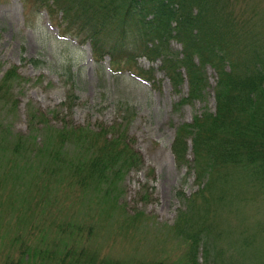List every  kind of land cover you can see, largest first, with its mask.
I'll return each instance as SVG.
<instances>
[{
	"label": "trees",
	"instance_id": "obj_1",
	"mask_svg": "<svg viewBox=\"0 0 264 264\" xmlns=\"http://www.w3.org/2000/svg\"><path fill=\"white\" fill-rule=\"evenodd\" d=\"M25 1L36 8H47L53 20L61 15L58 24L63 31L81 43H89L95 59L109 57L114 72L128 68L150 80L153 68H142L137 60H161L160 68L176 90L188 81V96L180 103L207 98L210 66L218 75L214 87L216 108H208L196 114L192 122L180 125L172 146L177 161L189 165L201 186L185 198V208L171 226L183 245L180 257L128 262L101 257L84 245L64 241L51 244L46 237L45 246L22 240L16 257L8 256L4 264H242L234 254L229 256L223 247L217 246L221 242L237 248L241 255L253 250L257 260L250 263L264 264V225L241 231L242 248L238 239L229 237L228 228L223 227V221L226 223L222 209L229 196L230 203L243 204L244 208L250 204L243 196L245 191L264 197V40L241 44L240 24L245 20L239 19L233 1ZM173 41L181 44L182 49H175ZM30 61L37 63L35 59ZM18 79H23L18 66L0 78V109L9 104L14 110L18 107V99L11 96ZM126 112L127 116L134 114L129 109ZM30 114L32 123L37 119L44 123L46 133L42 142L32 137L37 168L41 170L36 173L38 180L30 182L38 187V197L52 191L54 182H65L91 195L85 201L86 209L97 216L92 215L85 228L93 231L100 213L111 210L126 216L121 224L123 230L135 227L144 212L131 215L118 202L122 180L143 164L141 152L125 129L128 119L124 117L119 124L100 129L69 124L53 127L44 113L32 109ZM17 138L18 144L24 140L23 135ZM190 141L193 161L188 159ZM59 229L65 226L59 225ZM244 231L248 232L245 236Z\"/></svg>",
	"mask_w": 264,
	"mask_h": 264
},
{
	"label": "rangeland",
	"instance_id": "obj_2",
	"mask_svg": "<svg viewBox=\"0 0 264 264\" xmlns=\"http://www.w3.org/2000/svg\"><path fill=\"white\" fill-rule=\"evenodd\" d=\"M232 1L239 19L245 20L240 24L241 44L262 42L264 0ZM60 17L53 20L47 8H36L29 1L0 0V78L13 66H18L23 77L15 81L11 93L18 99V107L14 110L9 104L0 109V264L8 256L16 257L22 240L45 246L46 237L51 244L64 241L84 245L101 257L128 262L180 257L183 245L171 226L185 208V198L201 186L189 165L177 161L172 146L180 125L192 122L196 114L208 108L215 111L217 72L208 66L210 87L206 99L180 103L188 96V81L176 90L160 68L161 60H137L142 68H153L150 80L128 68L114 72L108 57L95 59L89 43H81L63 31L58 24ZM172 45L182 49L175 41ZM32 109L44 113L53 127L69 124L100 129L119 124L124 117L128 119L125 129L141 152L143 164L122 180L118 202L131 215L144 212L135 227L123 230L121 224L126 216L111 210L100 213L93 231L85 228L92 215L97 216L86 209L85 201L91 195L65 182H54L52 191L38 197V187L30 182L38 180L36 173L41 170L37 168L32 137L42 142L46 133L39 119L31 122ZM127 109L134 114L127 116ZM19 135L24 140L18 144ZM26 139L31 142L28 144ZM188 159H194L191 141ZM243 196L250 203L247 207L230 203L229 196L222 209L226 223L223 221V227L228 228L229 237L238 239L240 248L241 231L264 225V197L253 191H245ZM59 225L65 229L58 230ZM45 227L49 228L44 231ZM217 246L229 256L234 254L242 264H255L250 262L257 260L253 250L241 255L225 242Z\"/></svg>",
	"mask_w": 264,
	"mask_h": 264
}]
</instances>
